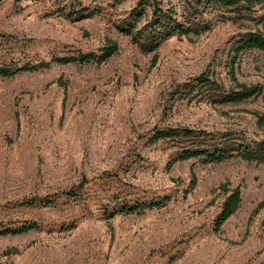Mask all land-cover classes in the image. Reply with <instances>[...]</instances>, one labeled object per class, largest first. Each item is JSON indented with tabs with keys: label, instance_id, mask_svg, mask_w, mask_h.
Instances as JSON below:
<instances>
[{
	"label": "rangeland",
	"instance_id": "1",
	"mask_svg": "<svg viewBox=\"0 0 264 264\" xmlns=\"http://www.w3.org/2000/svg\"><path fill=\"white\" fill-rule=\"evenodd\" d=\"M141 1L0 0V67L48 64L0 76V230L37 225L0 236V264H264V163L197 157L167 166L184 148L264 140V122L252 114L264 118V92L227 104L205 95L170 98L205 72L221 91L234 87L233 43L242 33L264 34V0L241 14L200 6L192 13L185 0ZM156 6L202 29L140 50L123 28L150 29ZM107 40L118 49L102 64L52 61L99 54ZM234 72L239 83L264 88V53H241ZM176 126L200 139L151 141ZM236 187L239 207L215 230ZM72 189L75 196L63 195ZM32 197L43 200L20 205ZM163 197L169 200L159 208L107 219L119 205Z\"/></svg>",
	"mask_w": 264,
	"mask_h": 264
},
{
	"label": "trees",
	"instance_id": "2",
	"mask_svg": "<svg viewBox=\"0 0 264 264\" xmlns=\"http://www.w3.org/2000/svg\"><path fill=\"white\" fill-rule=\"evenodd\" d=\"M261 1L262 0H185L190 12L192 13H198L200 9L197 8L200 6L201 9H206L208 7H213L214 9L231 8V10L239 11L240 14L242 12L250 13L252 11V7ZM141 2L144 3L145 1L142 0ZM161 11L162 9L160 7H154L152 10L154 18L149 22L150 29L148 30L139 29L134 31L135 25L137 23H135L133 26L129 25L128 28H123V31L131 34L132 38L137 42V46L140 50L145 52L155 51L161 42L167 40L174 34H198L202 29L203 24L201 25L200 23H195L194 21L189 23L180 22L176 19H172V17L168 15L167 12L163 13ZM260 22L264 23V14L260 17ZM117 49L118 45L115 41L107 40L106 44L99 50V54L95 52L78 53L76 56L55 58L52 61L63 64H87L91 62L102 64L112 57ZM232 49L233 58L231 59L229 74L232 83H234V87L228 90L227 93L221 91L220 85H218V83L213 79L214 77L209 75L208 72H205L196 78L190 79L188 83L176 87V89L170 93V98L177 100L186 99L187 102H192L199 96H201L200 98H204L203 96L205 95L209 98H213V100H215L214 102L216 103L227 104L242 102L252 97L261 95L264 92V88L261 85L257 84L247 86L237 81L235 77L234 66L238 57L245 51L259 50L264 53V34L259 30L239 34L237 40L233 43ZM157 59V53H154L152 59L153 66L156 64ZM46 66H48L47 63H40L39 65L35 66L24 65L16 69L0 67V76L9 77L19 72H29ZM252 114L257 117L260 123L264 122L263 116H260L257 113ZM179 137L191 138L193 141L200 139L198 132L194 129L176 126L155 131L151 136V141L156 142L162 139ZM201 142L203 144H208L206 140ZM197 157H201L205 163L213 164L222 163L226 160L237 157L249 162L255 161L257 163H264V140L254 143H230L229 141H223L221 143H213L203 147L184 148L176 155L175 158L168 162L167 166L169 167L176 162H182ZM195 181V175L192 174L189 191L195 186ZM85 182L86 180H83L78 185V189L83 188ZM223 188L224 191H228L225 189V187ZM63 195L73 197L76 195L75 189L65 192ZM42 200L43 199L39 197H32L30 199L24 200L20 203V205L31 206L42 202ZM168 200L169 197H163L160 200L152 201L143 205H119L114 209V211L107 215V219L112 218L117 213L124 212L125 214H133L136 210L145 208H159ZM240 201V189L236 187L230 190L222 204L221 211L214 220L215 230H219L226 220L236 212ZM263 205L264 200L260 203L259 207H262ZM35 228H37V225L30 223L24 224L21 227L2 229L0 230V236L22 234ZM15 253L16 250L11 249L6 250L3 254L7 255Z\"/></svg>",
	"mask_w": 264,
	"mask_h": 264
}]
</instances>
